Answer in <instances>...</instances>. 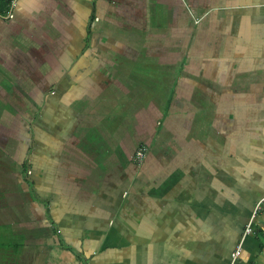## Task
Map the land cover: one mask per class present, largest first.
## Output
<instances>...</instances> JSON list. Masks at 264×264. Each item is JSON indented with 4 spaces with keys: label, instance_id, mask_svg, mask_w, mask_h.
Masks as SVG:
<instances>
[{
    "label": "crops",
    "instance_id": "crops-1",
    "mask_svg": "<svg viewBox=\"0 0 264 264\" xmlns=\"http://www.w3.org/2000/svg\"><path fill=\"white\" fill-rule=\"evenodd\" d=\"M185 1L0 15V264H264V0ZM158 80L167 107L118 138Z\"/></svg>",
    "mask_w": 264,
    "mask_h": 264
},
{
    "label": "rangeland",
    "instance_id": "rangeland-1",
    "mask_svg": "<svg viewBox=\"0 0 264 264\" xmlns=\"http://www.w3.org/2000/svg\"><path fill=\"white\" fill-rule=\"evenodd\" d=\"M184 1V0H183ZM187 0L185 1V3ZM157 4L155 1L151 2V8L157 7ZM184 54V50H183ZM136 71L140 68L139 64L135 65ZM146 73H148L146 68ZM167 80L166 82L164 80H158V84L156 86H151L150 90H146L143 85L141 86L143 89L141 90V87L138 86L134 89V100L131 99L132 103H130L127 106V109L121 110V108H124L126 106V100H123L121 103H125L123 105L118 106V118H122L124 121L117 129V132H115V135L119 137L128 136V140H133L134 142H137V132H138V125L141 124L143 121L142 115L145 113L146 120L149 121L157 119L156 117L158 114L156 112H144V109L147 108L152 102H156L159 108L167 107V99L169 98L168 85L170 84ZM167 85V86H166ZM17 96H14L16 98ZM124 98V97H123ZM10 108H13V105L9 104ZM16 110L19 107H24V105L18 106L15 105ZM14 110L13 112L20 113ZM22 111L21 113H25L24 109H19ZM121 110V112H119ZM144 116V115H143ZM135 122V123H134ZM155 122V121H154ZM136 124V125H135ZM128 134V135H127ZM125 136V137H126ZM138 149V147L135 149V151ZM134 151V152H135ZM133 152V154H134ZM133 157V156H132ZM137 163V162H136Z\"/></svg>",
    "mask_w": 264,
    "mask_h": 264
},
{
    "label": "built area",
    "instance_id": "built-area-1",
    "mask_svg": "<svg viewBox=\"0 0 264 264\" xmlns=\"http://www.w3.org/2000/svg\"><path fill=\"white\" fill-rule=\"evenodd\" d=\"M16 4V0H12L11 2V8L8 11V13L6 14H2L0 13L1 16H6V17H13L14 13H13V7ZM149 150V146L147 145H143V146H139L138 149L134 152L133 154V159L135 162H137L138 164L142 163L147 155V152ZM264 202V197L257 203L254 213H253V217H256L258 215V212L262 206V203ZM253 231V226L252 223H249L246 229V232L251 233ZM241 249H242V245L239 244L236 249L232 252V258H231V264H236L240 254H241Z\"/></svg>",
    "mask_w": 264,
    "mask_h": 264
},
{
    "label": "trees",
    "instance_id": "trees-1",
    "mask_svg": "<svg viewBox=\"0 0 264 264\" xmlns=\"http://www.w3.org/2000/svg\"><path fill=\"white\" fill-rule=\"evenodd\" d=\"M12 0H0V13L6 14L11 8ZM94 19V15L92 16V20ZM147 145L145 143L140 144V146ZM148 146V145H147Z\"/></svg>",
    "mask_w": 264,
    "mask_h": 264
}]
</instances>
